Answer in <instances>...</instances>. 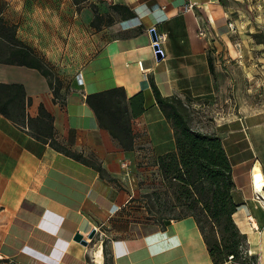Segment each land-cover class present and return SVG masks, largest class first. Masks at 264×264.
Returning <instances> with one entry per match:
<instances>
[{
  "label": "crops",
  "instance_id": "crops-1",
  "mask_svg": "<svg viewBox=\"0 0 264 264\" xmlns=\"http://www.w3.org/2000/svg\"><path fill=\"white\" fill-rule=\"evenodd\" d=\"M189 1L194 6L184 11ZM255 1L264 5V0ZM246 4L0 0V15L17 25L21 40L53 67L60 61L63 69L76 65L72 74H58L62 101L54 100L47 77L34 67L0 61V82L23 84L31 98L28 114L37 117L43 105L53 116L58 142L89 161L70 157L37 138L30 125L0 113V257L24 264H89L91 258L99 264L95 249L74 240L76 232L86 236L95 229L103 234L97 247L106 238L114 264H215L193 216L162 225L129 220L123 211L138 191V163L176 150L174 129L156 101L153 80L164 96L182 98L192 125L219 135L228 152L236 183L232 194L239 204L234 219L246 234L247 247L241 259L221 264H264V192L254 186L252 174L260 163L264 175V40H255L252 26L250 34L244 33ZM92 5L104 16L98 28L91 25ZM72 6L78 16L72 30L80 34L73 44L63 43V57L56 60L54 50L40 44L32 22L39 14L55 13L71 30ZM152 26L167 34L164 58L154 54ZM114 86H123L129 97L140 91L145 95L146 110L133 121V150L122 148L99 125L86 102L89 93Z\"/></svg>",
  "mask_w": 264,
  "mask_h": 264
},
{
  "label": "trees",
  "instance_id": "trees-1",
  "mask_svg": "<svg viewBox=\"0 0 264 264\" xmlns=\"http://www.w3.org/2000/svg\"><path fill=\"white\" fill-rule=\"evenodd\" d=\"M74 1L79 2V0ZM120 7L122 6H113L114 9ZM92 9L94 16L91 25L98 28L104 16L96 6L92 5ZM0 61L37 68L47 77L53 90L54 100L65 99V94L61 93L62 80L55 74L53 65L35 47L21 40L17 36V25L3 15H0ZM151 85L158 105L174 129L176 150L160 155L154 160L152 167H149L165 184V192L169 190L172 192L174 203L171 206L180 208V213L172 217L161 215L154 217L151 215L155 211L150 206V200L148 202L142 200L133 205L136 201L135 197L130 198L123 211L130 217L129 220L144 219L162 225L167 224L172 218L193 216L215 264L230 260V254L234 255L233 260L241 259L242 252L247 247V237L234 219V213L239 205L232 194L236 183L232 163L222 138L194 127L187 113V105L182 98L175 95L164 96L153 80ZM86 102L94 111L99 125L107 129L122 148L126 150L135 148L137 133L133 121L146 110L143 91L129 97L123 86H114L89 93ZM30 103L31 98L27 95L23 84L0 82V113L18 125H30L37 138L49 142L70 157L88 164L89 161L81 154L71 152L58 142L54 134L53 116L43 105L40 106L37 117L28 114ZM143 166L140 161L138 167L141 169ZM95 169L100 174L104 172L100 165ZM157 189L153 188L150 197L155 195L152 200L160 204V191ZM146 207L147 213L150 214L140 216L139 209ZM243 242L246 246L241 248ZM103 251L104 264H114L106 240H103ZM0 264L24 263L14 258L0 257Z\"/></svg>",
  "mask_w": 264,
  "mask_h": 264
},
{
  "label": "rangeland",
  "instance_id": "rangeland-1",
  "mask_svg": "<svg viewBox=\"0 0 264 264\" xmlns=\"http://www.w3.org/2000/svg\"><path fill=\"white\" fill-rule=\"evenodd\" d=\"M246 2L247 4L243 11L244 13L241 16L242 21L244 22L245 28H246L244 33L250 34L249 29L252 26L253 28L257 30V33L254 36L255 40H260V41L264 40V5L259 6V3L257 2L256 4L255 0H252V1L246 0ZM75 10L73 9V6H72V10L70 12L71 30L63 28V26L61 25L62 16H59L58 14H55V13L54 14H43V15L39 14L35 16V20H33L32 22V24L34 25V33L36 37L39 38L40 44L41 43L44 45L48 44L51 47V49L54 50L53 56L56 58V60L58 58L59 60H61L63 57L61 48L64 42L70 41L72 43L78 40V35L80 34V32L78 30H76V32L75 30H72L74 22L78 19V16H74ZM47 21H49V23H47ZM50 22H52L54 25L52 26ZM49 43L50 44L53 43V45H50ZM48 45L44 47H47ZM54 67H53V70L55 74H57L58 76V74H67V73L72 74V70H74L76 65L72 62V63H69V67L67 69H63L61 61H60V63L58 65L56 64ZM186 109L188 110L187 113L189 115V112H190L189 108L187 107ZM189 118L191 117L189 116ZM141 162L143 163L144 166L143 168L141 169L139 168V170H137L138 191H136V194L134 195L136 201L134 204L133 203L132 204L135 205L137 204V202H140L142 200L145 202H148V200H150L151 202L150 206L155 211L153 214H151L152 216L159 217L161 215V216H171L172 217V216L178 215L180 213V208L178 207L173 208L171 206L174 203L172 192L170 190L169 192H165L166 191L165 184L162 182L161 178L158 177V175H154L155 173H153L152 168H150L152 167V163L154 162V160L143 158ZM154 176L156 177L154 178ZM153 188L155 189L158 188L157 190L160 191V198H159L160 204L158 203L156 204L154 203V200H152L154 199L153 197H155V195H152V197H150V194L153 192L152 191ZM139 210L141 211L139 213L140 216H146L150 214L149 212L147 213L148 211L147 207L145 209H139ZM158 210L160 211L157 212ZM86 237L89 240V245H90L89 250L92 251L93 249L96 250L97 248H99V246L97 247L96 241L98 238L103 237V234H101L100 232H97L96 235L94 236L95 238H92V239L88 238V235H86ZM106 246L109 252L111 253L112 251L110 248L109 241L107 239H106ZM245 246L246 244L243 242L241 248ZM101 248L103 250V246ZM95 258H96V261L98 262L97 257ZM103 258L105 259L104 251H103ZM103 258H102V264H103ZM93 260L94 259L89 258V264H96L95 261Z\"/></svg>",
  "mask_w": 264,
  "mask_h": 264
},
{
  "label": "built area",
  "instance_id": "built-area-1",
  "mask_svg": "<svg viewBox=\"0 0 264 264\" xmlns=\"http://www.w3.org/2000/svg\"><path fill=\"white\" fill-rule=\"evenodd\" d=\"M193 6H194V3L189 1V2L184 4L183 9H184V11H189L193 8ZM229 26H230L231 30L235 29V27H236L235 23L232 20L229 22ZM153 30L156 33V38L153 39V43H152V46L154 48V54L156 57L164 58L166 55V51H165L163 44L167 38V34L165 32L158 31L155 26H152L150 28V31H153ZM200 34H204V30H200ZM77 76H78V80L81 79L79 74ZM123 166H124V168L129 169V163L128 162H125L123 164ZM229 259L233 260L234 255L230 254Z\"/></svg>",
  "mask_w": 264,
  "mask_h": 264
},
{
  "label": "bare ground",
  "instance_id": "bare-ground-1",
  "mask_svg": "<svg viewBox=\"0 0 264 264\" xmlns=\"http://www.w3.org/2000/svg\"><path fill=\"white\" fill-rule=\"evenodd\" d=\"M259 164L256 163L252 168L254 186L260 192H264V175L262 173V170H261V167L259 166ZM257 177H259V179H257ZM93 253H94L93 256L97 257L99 264H102V258H103L102 248L101 247L97 248L95 251H93Z\"/></svg>",
  "mask_w": 264,
  "mask_h": 264
},
{
  "label": "water",
  "instance_id": "water-1",
  "mask_svg": "<svg viewBox=\"0 0 264 264\" xmlns=\"http://www.w3.org/2000/svg\"><path fill=\"white\" fill-rule=\"evenodd\" d=\"M151 35L152 38L155 39L156 38V33L155 31H151ZM96 230L92 229L91 232H89L88 234V238H93L95 236ZM74 240H76L77 242H80L83 245H88L89 244V240L87 239V237L85 236V234H83L82 232H76L74 235Z\"/></svg>",
  "mask_w": 264,
  "mask_h": 264
},
{
  "label": "snow or ice",
  "instance_id": "snow-or-ice-1",
  "mask_svg": "<svg viewBox=\"0 0 264 264\" xmlns=\"http://www.w3.org/2000/svg\"><path fill=\"white\" fill-rule=\"evenodd\" d=\"M257 179H259V177H257Z\"/></svg>",
  "mask_w": 264,
  "mask_h": 264
}]
</instances>
